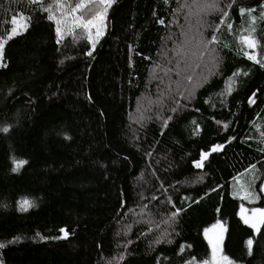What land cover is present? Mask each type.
<instances>
[{"label":"trees","instance_id":"trees-1","mask_svg":"<svg viewBox=\"0 0 264 264\" xmlns=\"http://www.w3.org/2000/svg\"><path fill=\"white\" fill-rule=\"evenodd\" d=\"M186 2L115 0L93 50L79 29L75 40L66 35L58 44L55 24L37 5L0 0V39L13 16L31 17L27 31L6 44L0 66V127L9 128L0 131L4 264L199 262L210 257L204 230L217 220L228 229L230 258L264 264V228L258 235L244 224L243 201L231 191L239 177H264V68L241 51L237 29L248 18L234 6L232 32H214L219 16L207 17L205 37L221 43L209 46L216 51L191 80L171 88L170 48L194 31ZM238 3L258 15L264 0ZM188 19L195 25V15ZM255 36L258 48L245 50L264 61V23ZM252 164L259 171H246ZM23 200L33 205L27 211Z\"/></svg>","mask_w":264,"mask_h":264},{"label":"snow or ice","instance_id":"snow-or-ice-1","mask_svg":"<svg viewBox=\"0 0 264 264\" xmlns=\"http://www.w3.org/2000/svg\"><path fill=\"white\" fill-rule=\"evenodd\" d=\"M27 2L29 5H37L40 10L47 13V19L52 21L56 26V42L58 44L61 43L66 35L72 36L73 40H75L76 31L79 29L82 30L79 35L86 39L87 42L92 45V49L94 50L100 38L105 34L107 13L115 0H79V2L75 3V5L68 3V0H53L52 3L47 5H45L44 0H27ZM167 2L168 0H165V3ZM90 5H94V7L90 10V15L85 17L82 13L86 8H89ZM234 6L238 9V14L241 18L245 16L248 18L246 26L241 25L240 29H237V38L239 40L241 51L249 61H253L255 64H259L261 68H264V61L258 59L255 52L250 54L249 51L245 50H255L259 46V41L256 38L255 33L257 31L258 22L264 23V3L260 4V11L257 15L255 14L256 8H246L240 6L238 0H227L226 3L224 0H192L191 4L186 2L183 5V7L188 9L185 20L188 23L189 30L191 31L194 29V32L190 37L187 36V33H184L186 40L176 49L177 56L180 57L184 55V46L189 43H194L197 49L201 47L204 49L203 52L199 53L201 57L205 54V52L214 53L216 49H210L209 46L219 45L221 42L217 35L214 34L210 35V38L205 37L206 29L208 27H212V24L207 20V17L213 15L219 16V23L213 28L214 32H219L221 26H224L228 32H232L234 28V21L230 18L229 10H231ZM193 10H195V12H193ZM192 15H195L196 17L195 25H193V23L188 19ZM30 20L31 17L25 15L24 13H20L18 16H13L11 18L10 32L7 34L6 38L0 39V66H6L3 65L6 44L15 36L27 31L30 26ZM159 22L161 24L164 23L163 20H160ZM223 47H227V44H224ZM195 54L196 53H193V55ZM86 55L92 56V51H88ZM179 65L180 61L178 60L177 75L180 74ZM168 71L170 72L171 69ZM167 74L168 72H165V75ZM239 74V72L233 73V77H236ZM244 75H247V73L245 72ZM188 79L191 80V77ZM232 83H235V79L232 80ZM229 90H231V85ZM248 103L252 104L254 103V100L250 99ZM172 111H176V109L174 108ZM168 119H171V117H168ZM225 127H227V125H225ZM0 131L7 133L9 128L7 126L0 127ZM260 137L261 139L259 143L264 144V132L260 133ZM220 147L221 146L217 145L212 149V151H217ZM258 151H264V149H258ZM203 159H207V154L204 155ZM23 163V161L19 162L17 167H20ZM195 166L197 168H201L203 166L202 161H197ZM253 169L259 171L256 164H252L251 168L246 171L250 172ZM250 187V183H239L236 195H238L240 199L248 200L249 203H255L258 197L249 190ZM32 206V203L28 200H23L20 205L22 211H27L28 208ZM179 212L180 209H177V212L173 213V218L178 216ZM240 219L250 229L260 235L261 229L264 228V208H253L251 210V214H248V210L242 206ZM60 231L63 232V238L66 239L69 235L68 231L65 229H61ZM227 231L228 229L225 225L220 220H217L211 228L204 230V237L210 248V257L202 259L199 262H197L195 257H193L192 259L183 261L182 264H237V262L230 258L225 252V234ZM261 238L264 239V236H261ZM160 242L162 241L157 239L156 243ZM253 243L254 241L251 238L246 241L248 255L252 254ZM5 247V243H0V249ZM120 258L123 259V256L121 255ZM0 264H4L3 259H0ZM109 264H111V262H109Z\"/></svg>","mask_w":264,"mask_h":264},{"label":"rangeland","instance_id":"rangeland-1","mask_svg":"<svg viewBox=\"0 0 264 264\" xmlns=\"http://www.w3.org/2000/svg\"><path fill=\"white\" fill-rule=\"evenodd\" d=\"M86 17V16H85ZM194 32V31H193ZM187 36H189L188 32ZM186 40V36H183L182 40L177 41V43L174 44V49H171V55L172 57L170 58L169 55H167L170 58V61L173 62V67L175 69V71L173 72V74H168L169 75V82H170V87H180L183 85L184 81L189 78V76H191L193 78V72L194 71H198L203 69L202 62H204L205 57H206V53L201 57L200 54H198V58L195 59V57H193V53H195L197 51V48L195 47L194 43H189L186 44L184 46V55L178 57L177 53H176V49L178 48V46H180L181 44L184 43V41ZM169 50V51H170ZM199 52H203L204 49L201 47L198 49ZM173 55H175V60H173ZM180 61V65H179V75H177V61ZM181 95V94H180ZM180 95L178 96V101L181 100ZM250 183L251 187H250V191H252L258 198L256 200L255 203H249L248 200L246 199H241L243 201V203H241L240 205V209H239V214L241 211V207L243 206V208L248 210V214H251V210L253 208H259L257 207L258 204H260V202L263 200L264 201V177L260 176L256 171L255 173H251L248 174L246 176H242L236 179V184L233 186L232 188V194L234 197H239L238 195H236V190L239 187V183ZM264 208V207H263ZM240 217V216H239ZM212 227V226H211ZM209 227V228H211ZM226 236V234H225ZM238 264V263H237Z\"/></svg>","mask_w":264,"mask_h":264}]
</instances>
